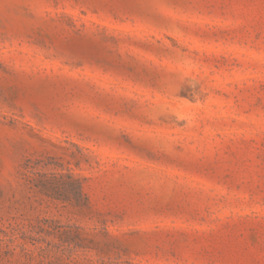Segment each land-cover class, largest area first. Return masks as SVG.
Wrapping results in <instances>:
<instances>
[{
	"label": "rangeland",
	"instance_id": "374dc122",
	"mask_svg": "<svg viewBox=\"0 0 264 264\" xmlns=\"http://www.w3.org/2000/svg\"><path fill=\"white\" fill-rule=\"evenodd\" d=\"M0 264H264V0H0Z\"/></svg>",
	"mask_w": 264,
	"mask_h": 264
}]
</instances>
